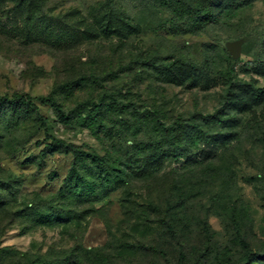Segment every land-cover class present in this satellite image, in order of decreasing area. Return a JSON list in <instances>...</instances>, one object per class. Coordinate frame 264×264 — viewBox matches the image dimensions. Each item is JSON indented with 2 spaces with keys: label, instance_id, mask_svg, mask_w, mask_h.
Masks as SVG:
<instances>
[{
  "label": "rangeland",
  "instance_id": "obj_1",
  "mask_svg": "<svg viewBox=\"0 0 264 264\" xmlns=\"http://www.w3.org/2000/svg\"><path fill=\"white\" fill-rule=\"evenodd\" d=\"M210 2L0 0V264H264V0Z\"/></svg>",
  "mask_w": 264,
  "mask_h": 264
},
{
  "label": "trees",
  "instance_id": "obj_2",
  "mask_svg": "<svg viewBox=\"0 0 264 264\" xmlns=\"http://www.w3.org/2000/svg\"><path fill=\"white\" fill-rule=\"evenodd\" d=\"M222 0H211L209 4L204 6V8H199L200 12L198 14L199 18L202 19H212L214 18V8L220 4ZM162 4L164 5H171L173 3V0H161ZM170 69H174L175 65L170 64L169 65ZM115 102V101H114ZM42 104H50L55 106V102L52 99H46V100H41ZM31 106L30 100L27 98H17L14 100V102L10 103V109L13 110L14 112H17L20 109H26ZM102 104H94V103H86L85 106V111L87 112L88 115L92 116L95 112H99L101 110ZM5 107L0 103V109ZM56 107V113L58 116V119L62 121L63 123H68V117H66L60 110V108ZM37 120L41 121V118L39 116L36 117ZM190 129H192L191 126L180 124L179 126L173 127L168 131H165L164 135L169 136L172 135L174 138H179L181 133L185 134L187 133ZM180 130V131H179ZM201 135H205L201 134ZM54 143L64 145L60 141H56L53 139ZM69 148L75 155L74 162L72 164V167L68 173L67 178L64 180V183L62 187L59 189L56 197H71L73 199V203L82 201L85 199V192L82 191V186L78 185L79 183H76L78 181L79 176L78 175V166L81 164L85 159H89L92 163L95 164L96 167L100 166L103 162V159L101 158H95L89 154H85L83 152H79L72 148V146H68ZM121 177V176H120ZM183 261V256H180L178 259V264H182Z\"/></svg>",
  "mask_w": 264,
  "mask_h": 264
},
{
  "label": "water",
  "instance_id": "obj_3",
  "mask_svg": "<svg viewBox=\"0 0 264 264\" xmlns=\"http://www.w3.org/2000/svg\"><path fill=\"white\" fill-rule=\"evenodd\" d=\"M226 49L229 52L231 58L233 60H236L240 54L241 42L240 41L229 42L226 44Z\"/></svg>",
  "mask_w": 264,
  "mask_h": 264
}]
</instances>
